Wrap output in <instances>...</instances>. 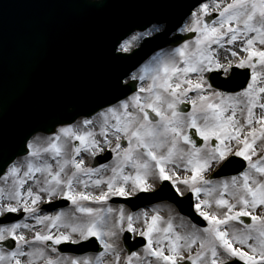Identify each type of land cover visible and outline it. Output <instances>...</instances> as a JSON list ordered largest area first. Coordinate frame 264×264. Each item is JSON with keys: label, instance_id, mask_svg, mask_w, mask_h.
Listing matches in <instances>:
<instances>
[{"label": "snow or ice", "instance_id": "1", "mask_svg": "<svg viewBox=\"0 0 264 264\" xmlns=\"http://www.w3.org/2000/svg\"><path fill=\"white\" fill-rule=\"evenodd\" d=\"M164 28L137 33L121 52ZM177 31L192 35L116 81L123 98L104 101L94 115L62 124L44 141L31 135L23 156L4 160L0 174L12 183L0 186V217L26 212L43 229L25 220L0 226V264H264V0H202ZM239 69L250 70L245 86L217 85ZM185 102L190 110L181 109ZM85 150L91 157L110 150L114 162L90 166ZM234 157L246 161L243 171L209 178ZM164 181L180 196L195 195L207 226L189 222L180 231L159 208L137 216L123 206L85 203L168 187ZM60 197L74 208L48 213L38 206ZM128 230L147 238L143 251L124 255L121 237ZM90 238L102 245L95 256H66L57 247Z\"/></svg>", "mask_w": 264, "mask_h": 264}, {"label": "water", "instance_id": "2", "mask_svg": "<svg viewBox=\"0 0 264 264\" xmlns=\"http://www.w3.org/2000/svg\"><path fill=\"white\" fill-rule=\"evenodd\" d=\"M28 1V0H26ZM33 1L32 11L36 21L48 18L56 19L52 32L46 36L40 30L26 32L27 39L22 54L23 66L20 61L10 64L9 70L13 79L0 84V173L4 169L7 157L23 156L26 138H31L37 132L51 134L62 124L74 123L80 117L94 115L98 106L104 101L113 100L115 96H123V89L116 87L118 79L127 78L128 74L138 69L155 52L169 46L175 47L182 41L183 34L171 35L182 26V21L188 17L190 9L194 10L202 0H163L166 3V13L152 16V10L145 11V17L139 21V14L131 5L124 4L123 8L116 6L115 0H30ZM162 2V0H160ZM111 8H115V14ZM123 13L121 15V10ZM50 18V19H49ZM154 22L167 23L166 30L153 38H147L142 46L131 54L117 53L119 44L135 30H146ZM31 33V34H30ZM42 37L45 42L52 43L56 54L53 67L46 66L39 74L35 61L40 57L38 50H32L34 43L39 40L33 36ZM192 34L183 35L189 38ZM31 46V47H30ZM52 46V45H51ZM35 57L33 58V56ZM26 62V63H25ZM14 65V66H13ZM241 74L224 84L221 79L217 85H224L228 91H237L245 86L250 74L238 70ZM18 73V76L15 74ZM21 75V77H20ZM11 85L9 87H6ZM138 86V85H137ZM136 90V89H134ZM131 93H128L130 95ZM113 102H115L113 100ZM182 110H190L188 103L181 105ZM200 137L198 143L202 142ZM233 163L219 168L212 178L236 175L247 166L240 157L230 158ZM101 156L95 160L94 166L101 164ZM3 174H0V178ZM163 187L155 192L140 193L137 197L125 200H113L115 203L128 204L134 211L161 201L175 203L180 212L191 218L201 227L207 222L199 216L194 208L193 195L182 197L165 181ZM190 197V199H189ZM70 201L63 199L46 204L44 209L54 211L67 207ZM24 214L9 213L7 218H0L1 223L18 221ZM80 244H62L61 251H72L83 254L89 251L102 250L98 242L93 240ZM125 246L129 251H135L146 244L144 238L132 240V234H125ZM8 245V243H7ZM240 264H245L240 262Z\"/></svg>", "mask_w": 264, "mask_h": 264}, {"label": "rangeland", "instance_id": "3", "mask_svg": "<svg viewBox=\"0 0 264 264\" xmlns=\"http://www.w3.org/2000/svg\"><path fill=\"white\" fill-rule=\"evenodd\" d=\"M155 25H158V24H155ZM151 27H152V26H151ZM151 27H150V28H151ZM150 28H148V29H150ZM142 32H144V31H142ZM142 32H135L134 35H133L132 37H134L137 33H142ZM154 34H156V32H154L153 35H154ZM153 35H152V36H153ZM132 37H131V38H132ZM145 37H147V36H145ZM145 37H141V38H139V39L134 40L133 43H132V46H131V50H132V48L138 46V45L140 44V41H141L143 38H145ZM131 38H129V39H131ZM129 39H128V40H129ZM237 43L239 44V41H238ZM120 47H121V46H120ZM120 47H119V49H120ZM238 50H239V49H238ZM241 54L243 55L244 53L241 51ZM145 83H146V82H145ZM80 120H81V119H80ZM80 120H78V121H80ZM78 121H77V122H78ZM58 130H59V129H58ZM34 135H38V136L41 138V141L46 140V138H47L48 136H50V135H45V134H40V133H37V134H34ZM99 154H100V153H99ZM81 155L86 159L87 164L90 165V166H92V161H93V158H94V157H91L90 155H88L87 150L83 151ZM97 155H98V154H97ZM170 166H171V165H170ZM216 169H217V168H216ZM216 169H214V170H216ZM212 171H213V170H212ZM210 173H211V171L208 172L207 175L209 176ZM37 175H39V174H37ZM223 179H225V178H223ZM223 179H219V180H223ZM219 180H217V181H219ZM11 183H12L11 179H10V178L6 179V178H5V175L0 179V186H4V187H6V188H10V187H11ZM31 184H32V181L29 180V185H31ZM29 185H26V187L29 186ZM157 188H158V187H157ZM99 190H100L99 188H96V187H94L93 185H89V191H99ZM226 195H227V194H226ZM201 196L203 197L204 194L202 193ZM112 197H113V196H111L110 198H112ZM65 198H66V197H65ZM56 199H57V198H56ZM54 200H55V199H54ZM45 202H49V201L45 200V201L41 202L38 206L41 208L42 204H44ZM85 203H87V204H89V205H91V206H94V207H104V206H106V204H111V203H110V199H109V201H107V202H105V203H103V204H96V203H94V202H85ZM111 206H112L113 208H119L120 206H123V205H114V204H111ZM123 207H124V210H125L126 214L134 213V212H132L128 207H126V206H123ZM71 208H74V206H72ZM71 208H69V209H71ZM156 208H159V210L161 211V213H162L163 215H165V216H172V217L175 218V223H176V225H177V230L184 231L186 228H188V226H189V222H191V220H189V219L186 218L185 216L181 215V214L179 213L178 209L175 207V205H173V204H171V203H168V202H165V203L157 204V205H154V206H151V207H148V208H144V209H148V210L151 212L153 209H156ZM69 209H66L65 211H67V210H69ZM144 209H142V210H144ZM142 210H140L139 212H135V213L137 214V216H139V214L141 213ZM221 210H223V209H221ZM198 211H199V210H198ZM43 212H44V211H43ZM43 212H42L41 214H43ZM48 213H50V212H48ZM199 213H200V212H199ZM24 220H25V222H27V223H31V224H33V225H36V221H35L34 219H32L31 217H28L27 213H26V217L24 218ZM181 221H183V226H181ZM191 224L195 225L193 222H191ZM136 225H137V228H139V227L141 226V222H140L139 219H137V221H136ZM197 227H198V226H197ZM36 228H37V230H42V229H43V226H41V225H36ZM25 231L28 233L29 237L33 234V233H32V230H30V229H26ZM128 231H130V230H128ZM132 234H133L134 237H138V236H139L138 233H132ZM123 236H124V232L122 233V237H121V244H122V246L124 247V245H123ZM145 238H146V237H145ZM139 251H143V248L140 249ZM126 254H127V251H126V249H125V247H124V255H126ZM95 255H96V254H92V255H90V256H95ZM109 259H111V257H109Z\"/></svg>", "mask_w": 264, "mask_h": 264}, {"label": "flooded vegetation", "instance_id": "4", "mask_svg": "<svg viewBox=\"0 0 264 264\" xmlns=\"http://www.w3.org/2000/svg\"><path fill=\"white\" fill-rule=\"evenodd\" d=\"M114 162V153L112 155V159L109 163L106 164H112ZM18 243V242H17ZM66 256H71V257H81V256H76L75 254H66Z\"/></svg>", "mask_w": 264, "mask_h": 264}, {"label": "bare ground", "instance_id": "5", "mask_svg": "<svg viewBox=\"0 0 264 264\" xmlns=\"http://www.w3.org/2000/svg\"><path fill=\"white\" fill-rule=\"evenodd\" d=\"M2 110H1V107H0V112H1ZM109 155H113V153H111V152H109ZM103 161H104V159H102Z\"/></svg>", "mask_w": 264, "mask_h": 264}]
</instances>
